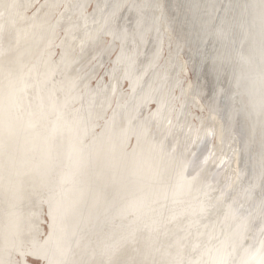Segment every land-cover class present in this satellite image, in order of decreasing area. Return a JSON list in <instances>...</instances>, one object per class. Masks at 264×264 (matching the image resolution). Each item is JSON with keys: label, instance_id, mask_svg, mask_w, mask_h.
I'll list each match as a JSON object with an SVG mask.
<instances>
[{"label": "bare ground", "instance_id": "bare-ground-1", "mask_svg": "<svg viewBox=\"0 0 264 264\" xmlns=\"http://www.w3.org/2000/svg\"><path fill=\"white\" fill-rule=\"evenodd\" d=\"M263 169L264 0H0V264L248 259Z\"/></svg>", "mask_w": 264, "mask_h": 264}, {"label": "snow or ice", "instance_id": "snow-or-ice-1", "mask_svg": "<svg viewBox=\"0 0 264 264\" xmlns=\"http://www.w3.org/2000/svg\"><path fill=\"white\" fill-rule=\"evenodd\" d=\"M190 8L196 7L195 4L189 5ZM71 210V209H69ZM262 220H264V215H262ZM242 232L240 235H243V232H246L249 227V222L247 218L242 220L241 223ZM261 239L259 241V247L254 249L250 246L249 248L244 249V255L248 257V259L241 258L239 260L236 259H222L216 264H264V227L260 229ZM235 250V248H234ZM258 257V259H256Z\"/></svg>", "mask_w": 264, "mask_h": 264}, {"label": "water", "instance_id": "water-1", "mask_svg": "<svg viewBox=\"0 0 264 264\" xmlns=\"http://www.w3.org/2000/svg\"><path fill=\"white\" fill-rule=\"evenodd\" d=\"M204 145H205V143L202 144V147H201V148H203ZM201 148H200V149H201ZM218 244H219V236L216 237V239H215V237H214V238L211 240V243H210V247H211V249H212V247H215V246L218 245ZM232 257H233L234 259L236 258L235 255H232Z\"/></svg>", "mask_w": 264, "mask_h": 264}, {"label": "rangeland", "instance_id": "rangeland-1", "mask_svg": "<svg viewBox=\"0 0 264 264\" xmlns=\"http://www.w3.org/2000/svg\"><path fill=\"white\" fill-rule=\"evenodd\" d=\"M79 24H80V25H79V27H78V28H79V29H81V27H82L83 23L80 21V22H79ZM263 170H264V169H263ZM33 264H38V263L34 261V262H33Z\"/></svg>", "mask_w": 264, "mask_h": 264}]
</instances>
